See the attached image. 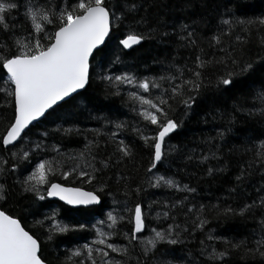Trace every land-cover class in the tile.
<instances>
[{"label": "trees", "instance_id": "obj_1", "mask_svg": "<svg viewBox=\"0 0 264 264\" xmlns=\"http://www.w3.org/2000/svg\"><path fill=\"white\" fill-rule=\"evenodd\" d=\"M23 2V0H20ZM109 5L116 4L117 10L122 7L123 0H106ZM141 7L135 15L139 19L141 15H146L149 21L147 26H133L136 31L144 33L145 39L128 49L118 45L119 39L123 38V33L127 31L125 25L129 24L133 16L129 15L127 20L121 23H114L111 33L112 38L107 39L99 51L95 52L97 66L94 72H99L101 67L107 69L108 73L119 75L125 72H132L138 77L160 76L168 71H172L170 65H182L186 62L191 66V61L195 58L197 47L203 48L206 55L205 59L213 56L222 55L220 48L225 47L222 43L213 48H209L208 42L202 37L210 36L215 33L221 23V14L225 9L231 7L230 0H189V7L185 6L186 0H138ZM23 9L19 12L13 11L11 16L14 18L11 23L21 25L20 31L26 29L22 24ZM241 18H253L264 16V0H243L242 5L236 12ZM223 19H230L224 15ZM195 21V23H192ZM159 22V23H158ZM183 22L190 24L189 30H194L196 35L193 37L197 45L189 47L187 41L179 39L180 33L177 26ZM155 27V32H149V28ZM224 40L231 42L235 39V32L229 35L227 27L224 29ZM167 33V35H162ZM247 44L245 53L249 56L264 55V28H253L246 35ZM183 45V46H181ZM119 57L118 63H111ZM110 65V66H109ZM223 69L219 66H210L205 72V76L212 83L205 81L206 87H202L192 109L184 115L182 105L176 106L174 118L178 121L179 127L166 138L165 150L168 159L157 169L153 170L160 175L174 177L181 184H188L195 189L194 193L178 192L175 189L149 188L146 181L148 175L146 170L150 163V155L145 148L144 142L133 131V128L141 127L142 118L132 111L133 102L128 99L127 93L135 89L122 85L120 94H110L108 86L93 75L87 87L79 92L75 97L74 106L69 111L68 105H62L55 113L44 117L41 121L33 124L27 131V136L31 142H39L41 139L48 146L39 154L33 149L30 152L32 157L31 166L24 164L16 171H11L10 153L29 151L30 143L20 140L15 147L8 146V151L0 146V158L7 160V171L0 174V183L6 186V198L0 199V208L7 209L10 214L16 215L22 220L26 229L33 231L40 236L41 252L43 257L51 264H63L68 250H76L85 243H92L95 239L96 229L92 225H98L99 221H104L102 225L104 231H109L107 225V214L123 216V220L117 222L118 234L113 236L109 242L121 245L125 241L119 233H128L130 224L128 217L130 213L125 212L127 207L131 209L137 199H143L145 212L147 215L146 228L142 235L150 238L153 228H166L168 224L175 223L180 226L182 234L180 243L167 245L161 243L153 253L146 258L141 256L139 250L133 251V257L146 260L147 264H153L154 260H165L180 264H189L195 260L197 264H210L206 255L200 254L201 241L208 245L207 251L215 248L220 251L224 247L223 241L233 242L245 240L247 248L255 247V242L261 239L259 227V217L261 211L255 208L245 215H240L238 210L246 203L264 196V173L260 166H254L251 175L242 182L236 181V176L241 171V165H247L248 161L259 148L260 141L264 140V119L259 115L250 116L243 109L259 108V101L254 100L256 91L259 89L260 82L264 79V65H258L257 71L246 77L234 79L230 87H217L215 85V75ZM167 87V84L164 85ZM6 86L0 80V89ZM141 91V94H144ZM153 90V95H155ZM147 95V94H145ZM5 93L0 92V133L4 131L11 117V108L4 107ZM138 107V106H137ZM125 122L126 128L117 132L108 122ZM63 128L73 127V133L65 135L63 131H56L60 126ZM149 127H152L149 125ZM99 129L101 136L96 137L93 130ZM47 131V137H41V133ZM223 133V136L217 133ZM116 132L117 140H123L128 144L134 153L132 159H125L122 163L117 162L113 156L111 165L97 176V180L89 184L79 181L75 177L68 181H63L59 175L51 176L54 182H62L67 185L79 186L88 190H96L101 196L102 202L99 205L90 207H70L58 200L45 197L44 200L36 199L33 194L24 192L17 182L24 179L32 172V166L40 160L64 159L71 167V161L67 160L69 154L75 155L84 149L85 144L90 141H99L98 148L93 146V151L97 157L96 166L99 167L100 159H107L113 153L116 145L111 141L108 133ZM151 135V132H146ZM209 138H211L209 142ZM105 140L108 144H105ZM60 146L63 157L51 151V146ZM218 146V147H217ZM212 150L217 151L216 159L209 158L207 162L201 163L197 157ZM175 148V151H169ZM248 149V151H245ZM186 156H191V160H186ZM220 168L221 171L212 175H205L208 167ZM64 170H68L67 168ZM118 176L124 179H118ZM100 183L105 185V191L99 192ZM138 184H142L146 191L139 197L135 195L126 196V190H135ZM127 185V189L125 187ZM187 195V204L195 205L199 208L204 205L201 215L207 223L193 231L194 223L199 224L200 219L195 218V213H190L185 217L184 212L187 208H177L172 212L175 221L170 218L158 216L161 211L160 206L153 205L148 208L149 201H174ZM216 205L219 209L231 207L237 210L234 215L218 214ZM53 210L56 212L58 221L64 224H84L82 230H70L66 233H54L53 239H46L41 234V229L35 226L37 219L43 220L44 217L51 216ZM101 226V225H98ZM48 224L45 223L46 232ZM219 237L222 239L209 240L208 237ZM135 243V242H133ZM96 245H94L95 247ZM110 252V250H109ZM191 253V255H189ZM119 257L118 253H111ZM83 259V257H81ZM224 264H264V259L257 255H245L243 249L233 250L228 257L223 258ZM135 264V259L131 261ZM219 264V262H216Z\"/></svg>", "mask_w": 264, "mask_h": 264}, {"label": "snow or ice", "instance_id": "obj_2", "mask_svg": "<svg viewBox=\"0 0 264 264\" xmlns=\"http://www.w3.org/2000/svg\"><path fill=\"white\" fill-rule=\"evenodd\" d=\"M231 7L225 9L221 14V23L217 31L210 36L202 37V40L208 42L209 48H213L224 43L225 47L220 48L222 55L215 54L208 59L203 48L197 47L195 58L191 61V66L186 62L182 65L171 64L172 71H168L160 76L138 77L132 72H125L119 75L108 73L107 69L101 67L99 72H94L97 66L95 51L100 50L104 45L106 38L111 39V33L114 23H121L127 20L131 15L134 18L125 25L127 31L123 33V38L119 39L118 45L128 49L133 45L139 44L145 39V34L136 31L133 26H147L149 21L146 15H141L135 19V15L142 6L138 0H123L122 7L117 10V5H109L106 0H0V80L8 87L0 89L5 93L4 107L11 108V117L4 131L0 133V146H3L5 152L8 146L15 147V143L24 140L30 143L29 151H23L24 145H21V152H11L9 155L14 161L11 165V171L16 172L22 164L31 166L32 157L30 152L35 149L39 154L48 146L41 139L39 142H31L28 139L27 131L33 122H39L38 118H43L55 113L62 105H68L69 111L74 106L75 97L79 96L78 90L85 89L90 83L93 75L101 82L105 83L110 90V94L119 95L120 87L128 85L135 86L136 90L127 93L129 100L133 102L132 111L136 112L138 117L142 118L141 127L133 128V131L144 142L145 148L150 155V163L146 170L149 188L175 189L178 192L194 193L195 189L188 184H181L174 177L160 175L153 170L162 165L168 159V153L165 150L166 138L170 137L178 127L179 123L174 118L177 105H182L184 115L192 109L202 87H206L205 81L211 84L205 72L210 66H219L223 69L218 75H215V85L217 87H230L234 79L238 77L251 76L257 71L258 65H264V55L249 56L245 53L247 44L246 35L253 28H264V16L253 18H241L236 15L243 0H230ZM186 7L191 6L189 0H186ZM23 9L22 24L26 25L24 31H20L21 25L11 23L14 19L11 16L13 11L19 12ZM227 15L230 19H223ZM159 23V22H158ZM192 23H195L193 21ZM225 27L228 34L235 32V39L231 42L225 41ZM190 24L181 22L177 26L180 33L179 39L187 41V46L197 45L193 38L196 33L189 30ZM149 32H155L157 29L151 27ZM167 35V33H162ZM264 45V40H261ZM183 46V45H181ZM119 57H116L111 63H118ZM110 66V65H109ZM167 84V87L164 85ZM144 94H141V91ZM155 90V95H153ZM147 94V95H145ZM254 100L259 101V108L243 109L250 116L259 115L264 119V79L261 80L259 89L256 91ZM55 106V107H54ZM138 106V107H137ZM117 132L126 128L125 122H108ZM152 126V127H149ZM56 131H63L65 135L73 133L74 128H63L61 125ZM151 132V135H146ZM48 132L41 133V137H47ZM96 137L101 136L99 129L93 130ZM223 136V133H217ZM111 141L116 147L107 159L99 160V167L96 166L97 157L93 151V146L98 148L99 141H90L85 144L84 149L75 155L69 154L67 160L71 161V167L64 159L40 160L32 166V172L24 179H18L24 192L33 194L38 200H44L45 197H58L60 201L67 205H94L101 200V196L96 190L85 191L83 187L68 186L66 183L54 182L52 176L59 175L63 181H68L75 177L79 181L89 184L97 180V176L111 165L112 157L115 156L117 162L122 163L126 158L132 159L134 153L132 148L123 140H117L116 132L108 133ZM211 138H209L210 142ZM15 142V143H14ZM105 144L108 141L105 140ZM260 147L256 149L255 154L248 161L247 165H241V171L236 176V181L242 182L251 175L254 166L259 165L264 173V140L260 141ZM218 147V146H217ZM60 146L54 144L51 151L56 152L63 157L60 152ZM169 151H175L170 148ZM248 151V149H245ZM217 151L212 150L201 154L197 159L201 162H207L209 158L216 159ZM186 160H191V156H186ZM7 160L0 158V174L7 171ZM68 170H64V169ZM221 171L220 168L208 167L205 175H212ZM118 179L124 177L118 176ZM127 189V185H125ZM6 186L0 183V199L6 198ZM105 191V185L100 183L99 192ZM146 191L142 184H138L136 189L126 190L125 195L140 196ZM264 191V188L261 189ZM188 196L184 195L181 199L174 201H149L148 208L158 205L161 208L158 216L170 218L175 221L172 212L177 208L186 207L185 217L190 213H195V218L200 219L199 224L194 223L193 231L207 223L203 219L201 212L205 209L204 205L197 208L195 205L187 204ZM218 214L234 215L236 209L226 207L219 209L216 205ZM259 208L261 216L259 217V227L261 230V239L255 242V247L247 248L245 240L236 242L224 240V247L217 251L212 248L207 251L208 245L201 241L200 254L206 255L210 264H224L223 258L228 257L233 250L243 249L245 255H259L264 259V196L253 200L251 203L244 204L239 210L240 215H245L249 211ZM125 212L130 213L128 221L130 231L128 233H119L125 241L124 244L117 245L109 242L117 235V222L124 217L114 216L111 212L107 214V227L109 231H104L102 225L104 221H99L98 225H92L96 229L95 239L91 244L85 243L76 250H68L63 264H131L135 259V264H147L146 260L133 257V251L139 250L143 257L153 253L159 244L176 245L180 243L182 230L175 223L168 224L166 228H153L150 238L143 237L142 233L146 228L147 215L143 199H137L131 209L127 207ZM45 223L48 224L47 231H44ZM35 226L42 231L46 239H53L54 233H66L70 230H82L84 224H64L56 218V212L53 210L51 216H45L43 220L37 219ZM208 239H222L209 236ZM135 242V243H133ZM94 245H96L94 247ZM40 236L33 229L26 230L22 220L16 215L10 214L7 209L0 208V264H51L43 257L41 252ZM118 253L119 257L110 255ZM191 255V253H189ZM83 257V259H81ZM153 264H174L171 261L154 260ZM180 264H184L183 261ZM189 264H197L195 260Z\"/></svg>", "mask_w": 264, "mask_h": 264}, {"label": "water", "instance_id": "obj_3", "mask_svg": "<svg viewBox=\"0 0 264 264\" xmlns=\"http://www.w3.org/2000/svg\"><path fill=\"white\" fill-rule=\"evenodd\" d=\"M107 39L108 38H106V41H107ZM103 46V45H102ZM102 46H100V48L102 47ZM134 46V45H133ZM132 47V46H131ZM95 52H96V50H94ZM87 87V86H86ZM84 89H82V90H78L79 92H81V91H83ZM55 107V106H54ZM44 118V117H43ZM43 118H38V121H41ZM35 123H37V122H33V124H35ZM31 127V126H30ZM15 143V142H14ZM16 144V143H15ZM11 146V145H10ZM68 186H73V185H68ZM73 187H79V186H73ZM84 190L85 191H92V190H88V189H86V188H84ZM49 199H52V200H58V201H60L59 200V198L58 197H48ZM60 202H62V203H64V204H66L65 202H63V201H60ZM102 202V200H100L97 204H94V205H87V206H80V205H68V206H70V207H90V206H95V205H99L100 203ZM67 205V204H66ZM27 230V229H26Z\"/></svg>", "mask_w": 264, "mask_h": 264}, {"label": "rangeland", "instance_id": "obj_4", "mask_svg": "<svg viewBox=\"0 0 264 264\" xmlns=\"http://www.w3.org/2000/svg\"><path fill=\"white\" fill-rule=\"evenodd\" d=\"M90 244V243H89Z\"/></svg>", "mask_w": 264, "mask_h": 264}]
</instances>
